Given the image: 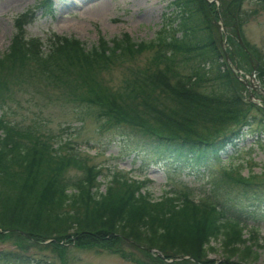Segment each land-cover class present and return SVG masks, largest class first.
I'll return each instance as SVG.
<instances>
[{"label": "trees", "instance_id": "obj_1", "mask_svg": "<svg viewBox=\"0 0 264 264\" xmlns=\"http://www.w3.org/2000/svg\"><path fill=\"white\" fill-rule=\"evenodd\" d=\"M244 1L172 0L148 42L125 33L111 40L101 36L87 48L77 38L53 35L47 52L40 39L24 35L30 12L14 19L16 32L0 55L1 105L12 85L45 81L66 91L71 102L86 105L101 131L119 132L157 160L206 163L210 188L198 200L189 189L154 197L144 179L112 171L100 191L102 170L87 163L88 156L66 144L56 147L33 126L21 128L0 116V240L21 248L1 250L0 264H47L23 252L30 245L61 259L71 245L105 249L137 264H245L257 256L254 247L263 238L256 230L244 237L241 215L264 213V167L245 176L233 156L222 157L229 146L236 151L245 134L264 144V102L249 101L233 71V64L254 71L264 87V51L243 35ZM38 7L51 11L52 0ZM219 20L229 32V61ZM145 50H153L152 57L131 69L121 87L105 81L104 72L131 64ZM71 170L82 176H70ZM217 240L222 260L210 257ZM127 243L145 260L134 261L124 250Z\"/></svg>", "mask_w": 264, "mask_h": 264}, {"label": "rangeland", "instance_id": "obj_2", "mask_svg": "<svg viewBox=\"0 0 264 264\" xmlns=\"http://www.w3.org/2000/svg\"><path fill=\"white\" fill-rule=\"evenodd\" d=\"M41 1L0 0V55L6 52L16 32L14 19L24 12H30L32 17L23 28L24 35L40 39L44 52H47L53 35L77 38L87 48L95 45L101 36L111 40L125 33L135 42H148L158 34L165 22V13L172 10V0H52L51 11L39 8ZM242 12L245 13L242 26L245 40L259 52H263L264 3L245 0ZM217 26L219 31L229 33L222 22ZM219 36L225 44V34ZM153 53V50H145L131 64L113 66L103 73V78L113 89H117L122 86L131 69L144 65ZM243 73L245 81L251 75L255 78V73L251 71ZM11 89V97L3 105L0 104V116L21 128L33 126V131L56 147L59 143L66 144L64 147L70 146L81 157L88 156L87 163L102 170L98 177L101 182L100 191L105 190L112 171H123L140 180L144 179L154 197H159L166 191L189 189L198 200L209 192L210 177L205 171L206 163L201 166L178 165L174 161L165 163L143 150L135 141L123 139L119 132L110 129L101 131L94 113L86 105L71 102L66 91L60 87L39 81L24 86L12 85ZM250 89L244 92L246 97ZM252 92L256 93V98L253 97L251 101L262 106L264 93L257 89ZM227 154L231 158L233 156V164L245 176L250 172L259 173L264 167V144H258L256 137L250 134L243 135L237 141L236 151L229 146L226 154L222 155L223 159H227ZM68 174L82 176L79 171L71 170ZM248 210L253 209L249 207ZM241 220L245 229L244 237L256 230L258 236L263 238L260 240L261 246L254 247L257 256L246 258L244 263L264 264V213L258 210L255 214H244L241 215ZM220 244L218 240L214 243L217 250L210 255L215 260L224 258ZM27 248H23L24 253L36 260H47V264H137L105 249L96 251L71 245L68 246L65 258L61 259L57 252L48 248L41 249L35 245ZM19 249L21 248L13 240H0V251ZM124 250H128L134 261L139 258L145 260L144 255L128 243L124 244Z\"/></svg>", "mask_w": 264, "mask_h": 264}, {"label": "water", "instance_id": "obj_3", "mask_svg": "<svg viewBox=\"0 0 264 264\" xmlns=\"http://www.w3.org/2000/svg\"><path fill=\"white\" fill-rule=\"evenodd\" d=\"M211 1V0H209ZM218 24H221L220 22H218ZM221 46L223 48V50H225V47H224V41L221 40ZM227 57V55H226ZM249 88H253V89H260L262 92H264V89L261 87V85L256 81L254 80L252 77H251V82L250 83H247L246 81L244 82ZM160 254V253H159Z\"/></svg>", "mask_w": 264, "mask_h": 264}]
</instances>
